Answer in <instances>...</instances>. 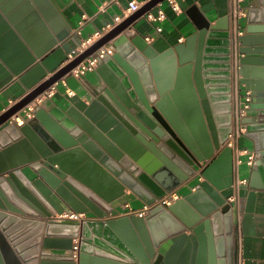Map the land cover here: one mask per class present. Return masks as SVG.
<instances>
[{
	"label": "water",
	"instance_id": "95a60500",
	"mask_svg": "<svg viewBox=\"0 0 264 264\" xmlns=\"http://www.w3.org/2000/svg\"><path fill=\"white\" fill-rule=\"evenodd\" d=\"M160 1H149L49 76L43 55L58 45L71 53L81 43L59 15L61 0H0V91L15 80L28 90L0 115V126L96 49H112L98 61L101 81L90 89L89 106L68 111L70 122L36 105L29 121L0 132V264H89L90 256L100 264H236L235 215L222 193L235 182L234 149L228 136L220 137L203 76L209 26L199 24L196 48L192 38L157 52L131 26ZM248 21L239 38V74L264 79V25L255 26L264 24V0L249 8ZM250 108L257 114L242 121L256 160L247 185L264 187V91L252 92ZM152 155L170 175V182L155 175L162 194L143 178ZM74 157L100 168L120 194L128 188L149 205L190 178L201 179L170 207L120 216L72 164ZM88 212L114 218L60 217Z\"/></svg>",
	"mask_w": 264,
	"mask_h": 264
},
{
	"label": "crops",
	"instance_id": "0c3cea01",
	"mask_svg": "<svg viewBox=\"0 0 264 264\" xmlns=\"http://www.w3.org/2000/svg\"><path fill=\"white\" fill-rule=\"evenodd\" d=\"M131 0H61V7L57 6L61 19L70 27H73L72 34L81 39L93 35L96 31L106 28L116 23L118 17L127 15L129 18L133 14H128L129 2ZM141 4L149 0H137ZM151 1V0H150ZM181 12H175L166 0L158 2L150 8L157 13L159 8L163 9L166 18L162 21L151 22L144 14L141 15L131 26L143 40L151 45L157 52L162 53L169 48L187 42L193 38L196 48V38L199 32V24H207V37L203 51V76L205 89L211 104L212 115L218 128L220 137L229 138L230 133L235 129V107L237 96L245 95L247 90L264 91V79L245 78L235 73L236 57H240L239 51L236 53L231 41L232 23L230 18L231 0H179ZM146 3V4H147ZM243 6L247 10L246 16L242 17L241 26L246 32L251 25L248 21V11L250 7L259 6V0H243ZM145 5V4H144ZM143 5V6H144ZM142 6V7H143ZM263 16L260 15V19ZM126 18V19H127ZM264 24H255L261 26ZM161 27L162 30H159ZM147 38H150L148 40ZM72 43V41H70ZM74 49L76 46H74ZM195 49L191 54L193 57ZM68 57L67 51L62 45L56 46L42 57V64L47 70L48 75H53L62 66ZM163 73L166 74L167 68L163 66ZM101 81L97 72H90L83 77L64 76L58 83L55 94L46 97L38 103L42 110L47 114L58 117H66L70 122L71 117L68 111L82 112L87 108L91 101L90 89ZM74 92L73 96L68 94ZM28 90L18 80L0 91V115L11 105V102H18ZM173 104V103H172ZM174 105V104H173ZM257 112L253 109L247 111L246 119H253ZM33 117V116H32ZM31 118H13L0 126V132L9 123H14L17 128L29 121ZM243 124L246 127V123ZM9 137V133H5ZM227 138V140H228ZM7 139V138H5ZM226 140V141H227ZM239 147L242 149L253 150V141L247 134L241 135L238 140ZM73 158L72 164L78 166L79 172L99 189L104 196L111 198L110 205L113 210H117L120 216L126 215L125 204L134 208H141L146 203L143 198L126 188L124 194H120L117 183H113L111 178L104 174L102 170L91 162L81 161ZM147 168L143 178L147 180L157 191L162 194L166 190L155 179V175L170 182V175L164 172V163L157 156L152 155L148 158ZM19 168V166L17 167ZM23 172L30 177L36 178V174L28 164L20 166ZM264 171V168H263ZM253 172V170H252ZM251 173H248L245 166L242 168L241 177H248L250 181ZM201 178H190L183 184L175 188L181 197L195 189V185ZM237 176H235V181ZM235 183V182H234ZM143 191L149 194L144 187ZM227 198L235 193V188L231 187L222 192ZM234 210V235L235 247L237 250L236 264H264V187H253L251 184L242 185L237 194V199L231 202ZM191 206H182L181 211L186 212ZM88 220H104L114 218L107 215L99 218L94 212L86 213ZM60 217H67L64 213ZM26 235V234H25ZM20 237H25L21 235ZM75 239V238H74ZM89 264H100L97 257L90 256Z\"/></svg>",
	"mask_w": 264,
	"mask_h": 264
},
{
	"label": "built area",
	"instance_id": "2783aa9c",
	"mask_svg": "<svg viewBox=\"0 0 264 264\" xmlns=\"http://www.w3.org/2000/svg\"><path fill=\"white\" fill-rule=\"evenodd\" d=\"M150 1V0H149ZM167 3L172 7V9L179 13L181 12V5L179 0H166ZM243 0H231L230 5V18L232 23V34H231V41L235 52L237 53L239 50L240 41L239 38L241 35L244 34V30L241 26V18L246 16L247 10L242 4ZM145 2L144 4H146ZM144 4H141L137 0H131L129 2L128 7V14H133L140 10ZM144 16L151 22H158L162 21L166 18V14L163 9L159 8L157 13L152 12L151 10H147L144 13ZM127 15L118 17L116 19V23L114 25H110L106 28H103L99 31H96L93 35L88 36L86 38L81 39V43L77 46L71 53H68V57L65 61V64H68L75 60L78 56L84 53L88 48L94 45L98 40L104 37L108 32H110L116 25L126 20ZM159 30H162L161 27H158ZM150 40V38H147ZM106 53H112V49L108 44H104L98 49H96L92 54L88 55L84 58L77 66L72 68L65 76H74L77 78L83 77L84 75L94 72L97 69L98 61L104 57ZM235 73L237 78L239 77V57H236L235 62ZM62 79V78H61ZM60 79V80H61ZM59 80V81H60ZM58 82L51 85L48 89H46L43 93H41L36 99L26 106L23 107L18 113H16L13 117L22 119L25 118H32L35 106L42 102L43 99L46 97H51L55 94L57 89ZM68 94L70 96L74 95V92L69 91ZM252 91L247 90L245 95L243 96L244 99L237 96L236 100V107H235V129L232 133H230L228 140L226 141V145L233 147L234 149V162H235V173L237 179L233 185L235 188V193L229 197V201L234 202L237 199L238 190L242 185H247L249 183L248 177H241L242 168L245 166L248 173H251L253 170L254 162L256 160L255 152L249 149H242L239 147L238 140L241 135L246 133V127L243 124V118L247 115V111L250 109ZM17 103L12 101L11 105L7 107L5 111H7L10 107ZM11 119V120H12ZM181 198L180 194L173 190L168 192L165 196L158 198L153 204H145L141 208H134L129 204H125L126 207V215H137L139 217H146L149 215L151 209L156 205H163L165 207H170L173 205L177 200ZM70 219H77L79 221L88 220L89 217L85 213L76 214L73 213L71 215H67ZM79 246L80 240L79 238H75L73 241V256L75 257L76 261L79 259Z\"/></svg>",
	"mask_w": 264,
	"mask_h": 264
}]
</instances>
